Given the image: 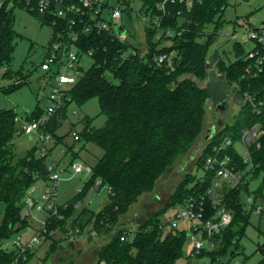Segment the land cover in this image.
<instances>
[{"label": "trees", "instance_id": "1", "mask_svg": "<svg viewBox=\"0 0 264 264\" xmlns=\"http://www.w3.org/2000/svg\"><path fill=\"white\" fill-rule=\"evenodd\" d=\"M119 1L132 20L136 13L132 6L134 0ZM139 1L142 3L141 10L157 13L156 6L160 0ZM228 4L229 0L196 3L186 13L189 20L184 23L186 30L174 37L163 35L158 38V29L144 24L145 40H140L138 36V44L132 43V33L124 41L108 32L82 35L83 49H94L93 63L87 71H83L69 93L72 102L80 106L91 98H98L100 114L106 116V121L102 126L95 127L92 126L93 119L86 115L82 119L84 127L79 131V141L93 142L103 150V154L92 167V175L84 188L70 198L69 209L63 206L59 209L67 216L73 213L75 204L85 197L99 178L111 187L108 201L99 211H86L88 208L81 211L82 226L91 225L96 236L106 237V242L97 253L98 263L177 264L184 256L189 234L187 230L168 229L169 222L162 219L163 213L184 204L195 192L205 194L212 185L213 172L208 173L205 182L197 180L189 185L188 179H183L168 203L137 224L133 234L120 219L144 193L155 188L158 179L178 156L190 150L200 134L206 117V104L212 92L191 77H180L192 74L205 79L208 75L207 55L215 33H209L206 42H202L200 39L205 36L203 28L206 24L216 23L215 30H218L225 21ZM169 8L172 11L165 17L162 26L180 29L182 18L177 14L176 6L169 5ZM14 9L10 11L7 4L0 11V68L10 67L16 48ZM233 48L235 59L226 61L221 58L216 65L218 71L226 75L241 95L247 90L259 99L264 98V69L257 77L245 78L246 66L252 59L247 58V51L240 42H235ZM173 50L178 55L174 71L156 64L157 54ZM42 75L46 77V73ZM22 85L13 83L5 90L11 92ZM68 105L58 110L48 125V130L55 137V145L62 143L56 141L61 140L58 130L68 118ZM43 111L38 106L27 120L39 117ZM258 122L264 127V113L257 114L249 105L242 106L233 123H227L213 139L206 140L199 166H203L213 143L219 142L224 134L234 131V139L240 140L242 128ZM17 130L16 111L13 108L0 109V201L5 204L0 219V264H14L16 254L4 249L2 243L28 226L27 218L23 216L24 199L37 180L49 178L47 158L38 157L35 148L24 156H18L13 150ZM260 142V147H250L248 162H244L234 146L230 148L234 160L247 169L246 182L225 189L224 204L233 212V221L223 231L217 249L211 252L212 262L221 256L232 258L240 248V241L251 224L252 210L246 209L243 195L249 192L252 178L262 176V184L254 192L264 196V134ZM52 150L53 146L50 147L51 153ZM74 159L75 155H72ZM213 213L212 198L206 196V219ZM62 221L65 220L59 222ZM54 222L56 220L51 222L50 227ZM123 235L125 240L121 238ZM93 237L90 235L91 239ZM258 250L263 256L258 264H264V240L258 245ZM33 255V252L29 253V259Z\"/></svg>", "mask_w": 264, "mask_h": 264}, {"label": "rangeland", "instance_id": "2", "mask_svg": "<svg viewBox=\"0 0 264 264\" xmlns=\"http://www.w3.org/2000/svg\"><path fill=\"white\" fill-rule=\"evenodd\" d=\"M109 2L112 6H121L119 0H109ZM141 5L142 3L139 0H134L132 3L134 11H138ZM133 16V19L130 20L128 15L124 14L123 24L129 31L128 36L132 33L134 43L138 44V36L140 40H145L144 26L136 13ZM224 19V23L218 30H215L217 29L216 23L206 24L203 28L205 36L200 39L202 42H206L209 33H215L212 47L209 49L207 55L208 75L206 78L199 79L192 74H183L180 77V79L191 77L198 85L206 86L212 92L206 104L207 112L202 130L190 150L178 156L174 163L158 179L155 188L151 192L144 193L139 201L133 204L129 211L121 217L120 222H124V225L132 231V234L135 231L136 225L141 223L145 217L151 212L163 208L168 203L171 194L183 179H188L189 185H192L194 181L202 177L204 170L199 166V159L204 146H206L205 136L210 133L212 126H215V131H220L227 123H233L242 107V95L234 85H231L226 75L218 71L216 65L221 58H224L226 61L235 59L233 48L235 42H240L244 45L246 51H248L249 47H252V42L246 38V32L249 27H260L264 23V0H229ZM184 23L185 21L182 19L180 25H184ZM14 28L17 36L12 63L10 67L4 66L0 68V109L13 108L17 113L18 130L13 142V150H15L17 155L24 156L29 150L35 148V154L38 157H42L37 136L24 134L22 126L24 121L29 116H32V113L38 106L46 109V106L50 103L48 97L54 83L48 82L46 77L42 75L43 71L40 68V64L46 58L49 44L53 40L54 29L51 25L43 23L40 17L19 6L14 9ZM155 41H158V39ZM92 63V57L87 55L82 57L81 66L84 71H87ZM5 73H7L6 76H4ZM13 83H22L24 85L11 92L6 91L5 88ZM225 99H228L225 108H218V105ZM68 106V118L58 130L61 140L58 139V142L56 141V143L61 141L62 143L56 145L54 142L49 143L50 147L53 146L51 157L57 161L62 159L64 165H68L71 163L72 155H75V159L80 158L93 167L102 156L103 150L93 142H86L85 140L74 141L73 132H79L83 129L84 124L82 119L86 115L93 119L92 126L95 127L102 126L106 121V116L100 114L97 97L91 98L81 106L75 101L71 102ZM236 145L244 153L242 141H239ZM91 175L92 173H88L87 171L73 177H70L69 173L63 175L58 184V201L64 205V209H69L68 203L70 198L77 194L78 188H84L85 183ZM261 184L262 176L252 178L249 184V191L256 190ZM33 186L35 190L34 197L39 201L43 191L47 187H51L52 182L49 178L39 179ZM101 186L98 187L95 184L85 197L75 204L74 212L69 216L64 214L65 221L59 222V226L57 225L58 227H62V230L65 232L68 228L75 229L76 227H80V232L76 233L73 241L77 239L79 242L86 243V245L92 244L90 243L92 240L89 239V229L92 226H82L81 217L83 214L81 211L87 208L89 210L86 211H99L107 203V188H105L104 183ZM243 202L246 209H249L247 198H243ZM65 205L67 206L65 207ZM4 207V202L0 201V219L3 217ZM177 210L178 207L167 209L163 213L162 219L165 222H169L167 225L168 229L187 230L189 235L184 248V256L177 264H188V256L193 247L188 228L190 222L181 220L177 227H172L170 221L175 217ZM36 215L37 219L35 221L27 219L28 226L8 239L13 240L17 236H21L23 242L29 241L34 234V230L38 228L37 224L39 220H43L46 217L44 213L36 212ZM23 216L25 217L24 209ZM64 226L69 227L64 229ZM51 227L54 228V225ZM68 239L66 235L63 236L62 231H56V235H51L43 243L37 244L32 251L26 253V260L21 261H27L26 264H101L105 262L98 263V256L96 257L92 253L89 255L90 252L88 253L89 256L85 258L83 249H80V247L71 248ZM92 239L100 243L97 246L98 248L106 242L105 236L98 235ZM263 240L264 222L261 221L259 215L252 213L251 224L247 228L246 235L240 241V248L237 254L232 258L221 256L219 257V261L223 264L228 262L231 264H235L236 262L258 264L263 257L258 250V245ZM53 241H56V243L53 244ZM51 249L53 250L51 251ZM31 252L34 255L29 259V253Z\"/></svg>", "mask_w": 264, "mask_h": 264}, {"label": "built area", "instance_id": "3", "mask_svg": "<svg viewBox=\"0 0 264 264\" xmlns=\"http://www.w3.org/2000/svg\"><path fill=\"white\" fill-rule=\"evenodd\" d=\"M202 0H160L157 3V13L148 10L135 11L141 22L153 29H158V38L163 35L174 37L176 34L181 35L186 26L180 25V29L162 26L165 17L172 11L169 5H175L177 14L188 22L186 13L191 11L194 5ZM13 4L14 7H22L31 13L37 14L42 22L47 21L54 29V38L50 42L46 58L41 62L40 68L46 73L48 82H53L50 92L49 104L46 109L37 118L25 120L22 131L26 135H36L40 143L42 157L47 158V168L49 180L52 186L47 187L38 201L31 191L25 197L24 214L28 220L35 221L37 213H44L45 219L39 220L38 228L34 230L32 238L23 242L21 236L13 240L5 239L2 247L7 251H13L16 254L14 264H21L26 260V253L32 251L37 245L43 243L51 235H56V231H62L63 236H67L68 242L73 241L76 233L80 232V227L68 228L66 232L59 226V221L64 219L65 215L60 211L64 206L58 201L59 181L65 173L70 177L84 173H92V167L80 158L74 159L67 166H63L61 161L52 158L49 143H55V137L48 130V125L54 114L72 102V96L69 93L71 88L78 82L83 74L81 60L84 55L92 57L94 49L84 50L81 42L82 35L100 34L108 32L110 35L124 41L129 38L127 31L121 33L117 28L123 24L124 6H112L109 0H0V11L6 5ZM44 23V22H43ZM125 26V25H124ZM126 27V26H125ZM127 29V28H126ZM128 30V29H127ZM247 40L252 42V47L247 51V58L252 59L246 66L244 77H257L264 69V23L260 27H249L246 32ZM132 43L134 41L132 39ZM177 52L159 53L155 56V62L158 66L165 67L170 71L176 69ZM242 106L249 105L253 112L257 114L264 113V98H257L249 91L245 90L242 94ZM219 130H216L213 139ZM264 134V127L261 122L244 126L240 140L234 139V131L224 134L219 142L213 143L211 152L208 153L203 161L204 174L199 179L205 182L208 173L213 172L214 178L212 185L206 193L195 192L187 201L178 207L175 217L170 221L172 227H177L179 221L187 220L190 222L189 231L193 247L188 256V264H223L218 260L212 262L210 254L217 249L219 240L223 231L232 223L233 212L224 204V192L226 188L240 186L246 182L245 174L247 169H243L230 151L235 147L237 152L242 155L244 162L250 161V147L257 145L260 147V139ZM74 141L80 140L78 131L73 132ZM242 141L244 153L237 148V143ZM102 179L96 180V185L102 187ZM110 192L111 187L105 185ZM82 189L78 188L77 193ZM206 196L212 198L214 213L210 218L206 215ZM249 202V209L252 213L261 217L264 222V196L254 191H249L243 195ZM67 205H65L66 207ZM54 222V228L50 227ZM56 225V226H55ZM58 225V226H57ZM70 225V224H69ZM89 233L96 236L97 233L91 227ZM122 240L126 239L123 235ZM22 260V261H21ZM101 264H109L102 262ZM224 264H231L230 262ZM235 264H242L236 262Z\"/></svg>", "mask_w": 264, "mask_h": 264}, {"label": "crops", "instance_id": "4", "mask_svg": "<svg viewBox=\"0 0 264 264\" xmlns=\"http://www.w3.org/2000/svg\"><path fill=\"white\" fill-rule=\"evenodd\" d=\"M206 137V136H205ZM204 140H206L205 138H204ZM205 143V142H204ZM61 161V164L63 165V166H66V165H64V162H63V160L61 159L60 160ZM66 174V173H65ZM34 187V186H33ZM33 187H31L30 188V190H31V193L32 194H34V192H35V190H34V188ZM29 190V191H30ZM68 200V199H67ZM66 201V200H65ZM62 204V203H61ZM90 240H92V242H90V243H92L91 245H86V243H82V242H79L77 239L75 240V241H71V242H68L69 243V246L71 247V248H73L74 249V247H80V249H83V255H84V257L86 258L87 256H89L91 253L92 254H94V256H98L97 255V253H98V249L100 248H98L97 246H99V242L98 241H96V240H93V239H91V238H89ZM85 252V253H84ZM90 252V253H89ZM88 253H89V255H88Z\"/></svg>", "mask_w": 264, "mask_h": 264}, {"label": "water", "instance_id": "5", "mask_svg": "<svg viewBox=\"0 0 264 264\" xmlns=\"http://www.w3.org/2000/svg\"><path fill=\"white\" fill-rule=\"evenodd\" d=\"M13 4H10L9 5V10L11 11L13 9ZM117 28L119 29V31L121 33H125L127 31L126 27L124 25H118ZM228 102V99H225L224 101H222L219 105H218V108L220 109H224L225 108V104ZM215 133V126H212L210 128V133L208 135H206L205 139L208 140L210 139Z\"/></svg>", "mask_w": 264, "mask_h": 264}]
</instances>
